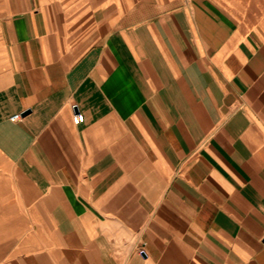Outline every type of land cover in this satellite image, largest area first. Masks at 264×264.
I'll list each match as a JSON object with an SVG mask.
<instances>
[{"label": "crops", "instance_id": "0c3cea01", "mask_svg": "<svg viewBox=\"0 0 264 264\" xmlns=\"http://www.w3.org/2000/svg\"><path fill=\"white\" fill-rule=\"evenodd\" d=\"M0 264H264V0H0Z\"/></svg>", "mask_w": 264, "mask_h": 264}, {"label": "built area", "instance_id": "2783aa9c", "mask_svg": "<svg viewBox=\"0 0 264 264\" xmlns=\"http://www.w3.org/2000/svg\"><path fill=\"white\" fill-rule=\"evenodd\" d=\"M11 117H12V118H17V117H19V113H15V114H13ZM80 118H81V115H80L79 112H75V113L73 114V120H74L75 122L79 121Z\"/></svg>", "mask_w": 264, "mask_h": 264}]
</instances>
